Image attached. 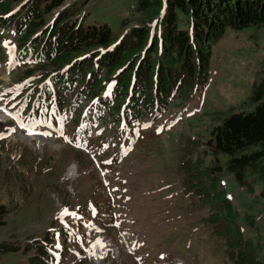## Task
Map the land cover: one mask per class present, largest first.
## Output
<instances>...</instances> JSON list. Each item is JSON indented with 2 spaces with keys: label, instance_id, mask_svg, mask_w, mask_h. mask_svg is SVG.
<instances>
[{
  "label": "rangeland",
  "instance_id": "rangeland-1",
  "mask_svg": "<svg viewBox=\"0 0 264 264\" xmlns=\"http://www.w3.org/2000/svg\"><path fill=\"white\" fill-rule=\"evenodd\" d=\"M54 1L59 6L45 14ZM0 6L7 24L35 8L41 27L58 18L57 26L107 25L114 42L155 23L138 13L136 0H0ZM33 19L20 32L0 26V116L7 117H0L6 210L0 245L16 248L0 253V264H264V156L246 165L238 181L229 157L207 144L225 118L256 108L264 27L227 28L211 43L204 89L177 82L163 116L120 112L113 121L104 109V121L89 123L84 111L91 101L81 95L75 123L77 113L63 108L71 100L66 91L55 94L49 110H31V103L61 67L102 48L84 49L56 69L34 63L23 56L24 43L41 31L31 34ZM178 25L190 29L182 15ZM126 70L125 64L113 72ZM127 93L119 106L132 100ZM101 170L112 175L103 177L110 184L101 183Z\"/></svg>",
  "mask_w": 264,
  "mask_h": 264
},
{
  "label": "trees",
  "instance_id": "trees-1",
  "mask_svg": "<svg viewBox=\"0 0 264 264\" xmlns=\"http://www.w3.org/2000/svg\"><path fill=\"white\" fill-rule=\"evenodd\" d=\"M136 1L138 13L155 21L153 27L150 29L144 24L132 28L115 42L107 25L87 28L81 24L57 26L58 18L50 25L41 27V23L33 19L42 17L35 8L27 9L23 23L19 14L13 23L21 30L33 19L28 28H31V34L41 27V31L29 41L34 51L33 58L51 64L55 69L84 49L102 48L69 64L65 73L56 71L52 82L56 84L58 98L65 91L70 93L73 102L78 101L81 95L87 101L97 98L108 109L113 121L117 120L116 115L120 118L121 109L129 117L152 116L154 113L162 116L172 102L177 82L185 79L196 90L205 86L211 43L222 37L227 28L264 27V0ZM58 4L59 1L48 4L45 14ZM180 15L188 19L189 30L179 27ZM0 21L1 25L12 24V21L7 24L3 17H0ZM125 64L126 72L118 75V70L113 72ZM127 86L129 90L131 88V91L128 90L130 94L127 93ZM109 87L110 97L104 102V98L97 97L98 91H105ZM126 93L132 100L128 105L123 103V109L118 103ZM46 98L52 100V91L47 90ZM251 100L256 104L253 112L235 113L225 118L221 125L211 131L207 143L214 155L229 157L227 167L235 171L238 181H242V171L246 165H252L257 156H264V81L255 89ZM71 105L69 102L67 106ZM251 147L262 150L254 155L245 154ZM5 214L6 210L0 206V227L5 224ZM14 250L7 244L0 245V253Z\"/></svg>",
  "mask_w": 264,
  "mask_h": 264
},
{
  "label": "bare ground",
  "instance_id": "bare-ground-1",
  "mask_svg": "<svg viewBox=\"0 0 264 264\" xmlns=\"http://www.w3.org/2000/svg\"><path fill=\"white\" fill-rule=\"evenodd\" d=\"M1 114H3V113L0 112V115H1ZM3 115H5V114H3ZM0 117H1V116H0ZM1 118H2V117H1ZM2 119H3V118H2ZM3 120H7V117L5 116V119H3ZM27 139H29V138H27ZM29 140H30V139H29ZM32 140H34V139L31 138V141H32ZM98 170L100 171V166H98ZM68 173H71V172H68ZM101 174H102V176H103V175H104V171L101 170ZM105 178H110V179H111V178H112V175H107ZM103 183H104V185H108V184H109V182H106V179L103 181Z\"/></svg>",
  "mask_w": 264,
  "mask_h": 264
}]
</instances>
